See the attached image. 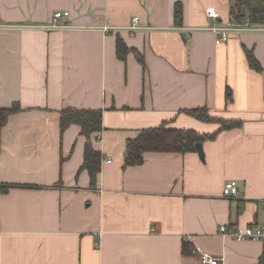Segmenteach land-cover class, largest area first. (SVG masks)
Listing matches in <instances>:
<instances>
[{"label": "crops", "instance_id": "crops-1", "mask_svg": "<svg viewBox=\"0 0 264 264\" xmlns=\"http://www.w3.org/2000/svg\"><path fill=\"white\" fill-rule=\"evenodd\" d=\"M230 4L0 0V108L19 109L0 134V264H201L195 247L218 264L264 257V243L219 233L264 226V32L216 46L201 30L213 24L207 8L225 21ZM56 12L69 13L57 22L66 27L47 29ZM117 37L142 64L133 52L117 58ZM199 108L240 124L219 130L184 113ZM68 109L102 113L89 140L101 155L94 186L80 170L87 139L76 125L60 130ZM159 127L214 138L201 143L203 161L145 152L126 166L128 140Z\"/></svg>", "mask_w": 264, "mask_h": 264}, {"label": "trees", "instance_id": "trees-1", "mask_svg": "<svg viewBox=\"0 0 264 264\" xmlns=\"http://www.w3.org/2000/svg\"><path fill=\"white\" fill-rule=\"evenodd\" d=\"M228 14L236 23H243L247 18L249 23L264 25V0H232L229 5ZM181 16V6L179 3H176L173 11V21L175 26H181ZM129 52L135 53L137 60L141 64L143 63L140 55H138L137 52L128 49L123 41L117 37V58L124 60ZM245 56L249 67L255 71H259L260 66L253 57V54L245 49ZM17 111H19V109L16 107L10 109L0 108V134L9 115ZM184 113L200 122L218 124L219 130H227L239 126L240 124L236 121H228L212 117L205 108L184 111ZM101 114V111L68 109L61 111L59 120L61 131L71 125H76L80 128V134L87 139L80 170L87 171L91 186L95 185L97 174L100 171L101 155L99 152L92 149L89 140L93 134L102 130ZM213 138L214 134L200 135L193 130L165 129L162 127L143 130L138 136H136V138L128 140L124 164L126 166L139 165L142 162V154L145 152H195V144ZM188 250L189 248L187 244L183 242V254L188 253ZM257 264H264V257L260 258Z\"/></svg>", "mask_w": 264, "mask_h": 264}, {"label": "built area", "instance_id": "built-area-1", "mask_svg": "<svg viewBox=\"0 0 264 264\" xmlns=\"http://www.w3.org/2000/svg\"><path fill=\"white\" fill-rule=\"evenodd\" d=\"M232 1V0H230ZM206 16L213 21V24L202 28L201 30L207 31L214 36V44L220 46L229 42L233 37L239 36L248 32H264V25L249 23L247 18L243 23H236L231 16L223 21L220 15L213 8H207L205 10ZM69 15L68 12H56L53 14V23L46 27L47 29H61L66 26L60 25L57 22ZM139 19L134 17L132 24L126 28L129 33H134L140 28L138 27ZM2 26L0 25V28ZM112 29L110 27H102V31L109 32ZM109 163V161H108ZM223 196L226 198H232L237 196L238 189L235 181L227 182L222 190ZM219 233L223 237H229L235 241H255L264 243V226H246V227H230L220 226ZM194 253L197 254L201 264H218L216 258L210 254L202 251L199 247L194 248Z\"/></svg>", "mask_w": 264, "mask_h": 264}, {"label": "water", "instance_id": "water-1", "mask_svg": "<svg viewBox=\"0 0 264 264\" xmlns=\"http://www.w3.org/2000/svg\"><path fill=\"white\" fill-rule=\"evenodd\" d=\"M194 148H195V151H196L199 159L201 161H203L204 160V155H203L202 144L201 143H197V144H195Z\"/></svg>", "mask_w": 264, "mask_h": 264}]
</instances>
